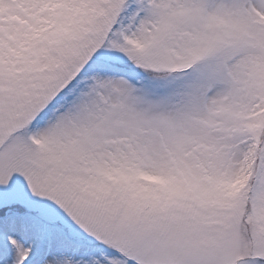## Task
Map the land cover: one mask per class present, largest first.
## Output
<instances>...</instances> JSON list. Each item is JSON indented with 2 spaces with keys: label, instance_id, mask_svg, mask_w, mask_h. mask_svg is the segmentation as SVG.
I'll return each mask as SVG.
<instances>
[{
  "label": "snow or ice",
  "instance_id": "obj_1",
  "mask_svg": "<svg viewBox=\"0 0 264 264\" xmlns=\"http://www.w3.org/2000/svg\"><path fill=\"white\" fill-rule=\"evenodd\" d=\"M0 264H264V0H0Z\"/></svg>",
  "mask_w": 264,
  "mask_h": 264
}]
</instances>
